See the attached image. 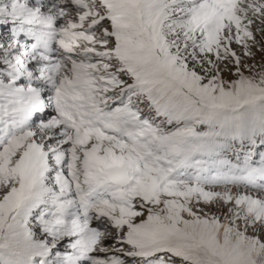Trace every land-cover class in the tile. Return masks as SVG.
<instances>
[{
  "label": "snow or ice",
  "instance_id": "snow-or-ice-1",
  "mask_svg": "<svg viewBox=\"0 0 264 264\" xmlns=\"http://www.w3.org/2000/svg\"><path fill=\"white\" fill-rule=\"evenodd\" d=\"M0 264H264V0H0Z\"/></svg>",
  "mask_w": 264,
  "mask_h": 264
}]
</instances>
